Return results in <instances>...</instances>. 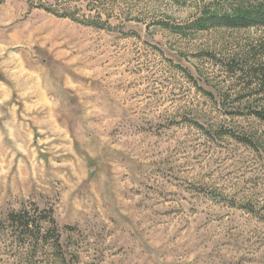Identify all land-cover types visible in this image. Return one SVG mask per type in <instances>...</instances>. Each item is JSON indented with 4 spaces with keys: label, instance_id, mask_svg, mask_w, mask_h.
Returning <instances> with one entry per match:
<instances>
[{
    "label": "rangeland",
    "instance_id": "rangeland-1",
    "mask_svg": "<svg viewBox=\"0 0 264 264\" xmlns=\"http://www.w3.org/2000/svg\"><path fill=\"white\" fill-rule=\"evenodd\" d=\"M219 1L0 0V221L53 210L61 264H264V28L194 30Z\"/></svg>",
    "mask_w": 264,
    "mask_h": 264
},
{
    "label": "trees",
    "instance_id": "trees-1",
    "mask_svg": "<svg viewBox=\"0 0 264 264\" xmlns=\"http://www.w3.org/2000/svg\"><path fill=\"white\" fill-rule=\"evenodd\" d=\"M44 10L86 25L95 26L102 22V19L95 20L94 16H91V20L82 21L67 12L60 14L50 8ZM217 27L264 28V3L255 4L246 0L214 2L203 9L201 16L192 25L196 31ZM251 71L254 76L261 78L260 90L264 91V58L257 65L252 66ZM255 114L264 121V112L256 111ZM8 260L31 264L69 263L62 245V233L53 210H42L36 204H32L20 211L10 213L6 221H0V263H6Z\"/></svg>",
    "mask_w": 264,
    "mask_h": 264
}]
</instances>
